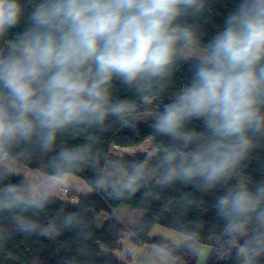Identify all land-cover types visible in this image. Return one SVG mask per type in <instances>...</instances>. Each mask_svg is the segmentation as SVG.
<instances>
[{
  "label": "clouds",
  "instance_id": "obj_1",
  "mask_svg": "<svg viewBox=\"0 0 264 264\" xmlns=\"http://www.w3.org/2000/svg\"><path fill=\"white\" fill-rule=\"evenodd\" d=\"M202 0H0V147L33 141L53 149L69 128L101 126L134 111L114 100V81L151 94L179 58L192 65L190 80L150 113L158 135L178 140L158 162L163 182L223 184L251 146L249 132L264 127V0H236L223 27L203 48L177 23ZM9 36L12 38L6 39ZM190 58V59H189ZM204 125L188 130L191 119ZM88 149H59L51 175L0 188V209L17 210L20 230L39 226L23 213L41 209L70 183L69 166ZM151 169L147 159L125 167L109 161L95 184L113 199L134 192ZM226 233L244 238L241 252H264V183H239L215 202ZM74 215L65 217L72 223ZM49 225L47 229L53 230ZM159 253L145 256L157 264Z\"/></svg>",
  "mask_w": 264,
  "mask_h": 264
},
{
  "label": "trees",
  "instance_id": "obj_2",
  "mask_svg": "<svg viewBox=\"0 0 264 264\" xmlns=\"http://www.w3.org/2000/svg\"><path fill=\"white\" fill-rule=\"evenodd\" d=\"M236 0H202L199 8L185 11L177 19L181 26H187L193 33V45L203 48L223 27L224 20L233 11ZM12 38L9 36L6 39ZM192 65L179 58L171 73L151 94H142L137 88L113 82L114 100H127L134 111L123 120L109 117L103 125L69 128L59 133L56 145L49 151L42 150L33 141H19L0 147V188L8 184H20L22 179L6 173V161H16L26 168L42 175H51V165L59 149L87 146L82 162L69 166L68 175L83 181L93 192L90 196H78L73 204L61 200L47 203L41 209L29 210L23 215L32 219L39 227L23 231L17 226V210L0 209V264H121L109 253L120 239L122 226L114 217L120 205L142 210L143 214L132 229L134 241L152 244L167 252L175 264H198V250L208 244L211 251L203 264H264V252L256 255L241 254L244 238L236 239L226 233V220L215 206L221 191L236 185V176L246 178L247 185L254 188L264 183V127L249 132L251 146L232 169L226 181L212 188L204 187L199 181L175 180L159 183L158 162L169 147H180L178 140L158 135L152 118L145 121L140 112L158 111L191 78ZM151 123V124H150ZM188 130L201 131L204 125L193 118L187 122ZM155 139V152L150 157L136 155L120 158L128 165L147 159L151 169L136 190L113 199L109 189L96 186L95 179L106 164V151L110 145L121 147L137 146L145 139ZM107 215L98 228L95 217ZM74 215L72 223H66L67 215ZM53 225V230L47 229ZM154 225L182 233L188 239L183 246H177L162 237H150Z\"/></svg>",
  "mask_w": 264,
  "mask_h": 264
},
{
  "label": "rangeland",
  "instance_id": "obj_3",
  "mask_svg": "<svg viewBox=\"0 0 264 264\" xmlns=\"http://www.w3.org/2000/svg\"><path fill=\"white\" fill-rule=\"evenodd\" d=\"M193 47L198 46L193 45ZM140 116L145 121L151 118L149 112L142 111V113L140 112L139 114V117ZM154 152L155 139L152 137L145 139L142 143L137 146L121 147L116 145H110L106 151L107 157L105 166L108 164L109 161H119V159L122 157H134L136 155L150 157L154 154ZM5 167L6 173L8 175L22 180L24 178H30L33 176H45L36 171H32L23 166L22 164L13 160L6 161ZM68 177L70 179V183L65 187L58 188L49 202L61 200L65 203L73 204L76 202L78 196H90L93 193L87 187V185L80 179L71 175H68ZM235 181L236 184H247L246 178L243 176H236ZM159 183L162 185L166 184V182H163L161 179H159ZM142 214V210L133 209L127 205H120L118 209L114 212V217H116L117 221L122 226V230H120V239L117 242V246L114 249L107 251L106 249L98 245L99 249L102 252L109 253L114 259H116L121 264H145V256L148 253L153 252L154 250L159 253V257L157 258V264H175L173 258L164 250L152 244H139L134 241L132 229L139 221ZM106 217L107 215L103 212L96 216V227L99 228L103 224ZM149 235L150 237H162L177 246H183L188 241L187 237L182 233L159 225H154ZM210 251V245L203 244L200 246L197 253L198 264L204 263ZM241 254L244 256L242 252Z\"/></svg>",
  "mask_w": 264,
  "mask_h": 264
}]
</instances>
